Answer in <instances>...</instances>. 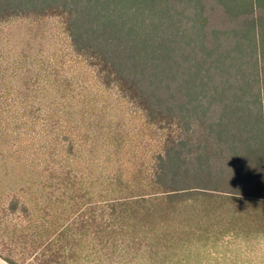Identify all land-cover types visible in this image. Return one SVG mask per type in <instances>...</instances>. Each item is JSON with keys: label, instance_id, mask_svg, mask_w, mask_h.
<instances>
[{"label": "trees", "instance_id": "obj_1", "mask_svg": "<svg viewBox=\"0 0 264 264\" xmlns=\"http://www.w3.org/2000/svg\"><path fill=\"white\" fill-rule=\"evenodd\" d=\"M0 258L264 264V0H0Z\"/></svg>", "mask_w": 264, "mask_h": 264}, {"label": "rangeland", "instance_id": "obj_2", "mask_svg": "<svg viewBox=\"0 0 264 264\" xmlns=\"http://www.w3.org/2000/svg\"><path fill=\"white\" fill-rule=\"evenodd\" d=\"M54 22L57 23V21H54ZM22 30L24 31V33H26V28H24V29H22ZM56 30H58V32H59V31L61 30V27L59 26V29L56 28ZM18 32L22 33L21 30H19ZM22 34H23V33H22ZM61 46H62V47H65V45H63V44H61ZM61 46H59V47H61ZM239 242L242 243V244H244L245 246L248 245V242L245 243L244 240H241V241H239ZM258 242H259V241L257 240V241H254L253 243L256 244V243H258ZM252 247H254L253 249L256 250V252L261 251V250L259 249V248H260V244H257V245H253V244H252ZM245 248H246V247H245Z\"/></svg>", "mask_w": 264, "mask_h": 264}, {"label": "crops", "instance_id": "obj_3", "mask_svg": "<svg viewBox=\"0 0 264 264\" xmlns=\"http://www.w3.org/2000/svg\"><path fill=\"white\" fill-rule=\"evenodd\" d=\"M0 264H8V263L4 261L2 258H0Z\"/></svg>", "mask_w": 264, "mask_h": 264}]
</instances>
